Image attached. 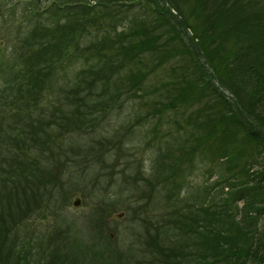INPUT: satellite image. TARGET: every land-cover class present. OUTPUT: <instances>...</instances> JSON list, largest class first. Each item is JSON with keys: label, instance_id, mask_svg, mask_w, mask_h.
<instances>
[{"label": "rangeland", "instance_id": "1", "mask_svg": "<svg viewBox=\"0 0 264 264\" xmlns=\"http://www.w3.org/2000/svg\"><path fill=\"white\" fill-rule=\"evenodd\" d=\"M52 1L0 0V101L17 102L25 95V102L38 104L35 114L31 108L24 109L18 117L5 120L11 125L6 133L15 136L13 149L19 140L23 144L22 159L0 151V193L11 206L0 212V229L7 231L8 245H15L14 258L26 250L20 264L26 259L27 264L38 263L42 251L48 264L58 257L60 264H219L207 257L214 243L208 239L207 228L223 229L226 213H237L232 200L224 201L229 188L223 178L226 174L238 178L239 167L228 168L219 153L233 152L232 147L213 142L204 148H184L180 125L185 120L179 121L176 111L152 113L157 107L154 101L165 99L181 70L180 56L194 55L177 53L176 47H168L170 54L154 50L147 57L150 65L146 64L154 71L139 88L137 84L124 87L128 75L116 85L113 81L102 85L101 92H110L91 99L78 126L63 129L67 122L72 124L66 114L75 103L83 109L77 99L92 87L100 89L97 83L87 86L79 79L85 57L96 56L88 45L96 38L108 44L107 35L114 37L113 30L107 34L100 28H109L114 18L126 14L110 0L103 1L105 7L97 3L92 10L96 13L87 17L82 10L52 8ZM234 1L244 25L255 26L252 13L258 14L255 7L259 5L264 8V0ZM261 15L264 25V12ZM70 22L71 45L60 55L67 57L52 63L49 71L36 73L45 62L41 56H53L62 43L47 32L59 27L56 34L68 36L64 25ZM116 24L120 32L127 22L119 18ZM187 33L192 35V29ZM257 37L263 45L264 37ZM203 41L218 44L219 53L230 56L240 46L229 34L218 40L203 37ZM103 53L111 56L108 49ZM159 57L166 62L162 67H156ZM88 61L89 66L95 62ZM50 108L56 110V118H40L39 112ZM167 117L178 124H166ZM254 154L250 146L242 156L255 160ZM1 173L8 176L2 178ZM212 207L220 212H208ZM6 253L0 256L1 263Z\"/></svg>", "mask_w": 264, "mask_h": 264}, {"label": "trees", "instance_id": "2", "mask_svg": "<svg viewBox=\"0 0 264 264\" xmlns=\"http://www.w3.org/2000/svg\"><path fill=\"white\" fill-rule=\"evenodd\" d=\"M92 1L94 4H91ZM103 1L53 0L50 7L67 12L82 10L83 13L87 12L84 13L87 17L90 13H96L92 10L97 3L105 7ZM110 2L120 6L124 11L123 14L126 15L113 17L114 21L110 23L109 28L103 26L100 28L107 34L110 33L109 30H113L112 34L116 38L110 39L107 35L110 40L108 44L96 38L88 45L87 48L96 52V56L85 57V68L81 69L79 78L83 79L87 86L92 83L99 84L100 89L95 91L92 87L82 95V98L77 99L83 109L78 107L76 102L69 113L70 117L65 113L66 118H72L70 120L72 124L67 122L63 129L67 130L74 124L78 126V123L85 119V113L90 107L89 103L92 104V100L100 96L104 97L110 92V90L101 92L102 85L112 81L116 85L122 81V78L127 79L125 76L128 75L129 83L123 80L124 87L137 84L139 88L141 81L146 79L149 72L154 71L146 67L147 57L155 53L154 50L158 49L159 53H162L164 49V53L170 54L171 50L168 47H176L177 53L181 50L180 54L187 51L194 55L180 56L183 63L180 66L181 70L171 81L172 86L167 89L168 94L163 95L165 99L160 97L154 101L157 107L152 106L154 108L152 113L176 111L178 120H185L184 125L179 124L185 134L184 148L190 150L204 148L213 142H220L221 145H225L224 147H232L233 152L219 153L226 158L228 168L239 167L238 178L229 174L223 178L229 188V192L224 194V201L229 203L232 200L231 203L234 204L237 213L235 215L226 213L223 229L207 228L208 239L214 242L212 246L210 245V253L207 257L219 264H264V222H262L264 218V44H259L257 37V35L264 37V25L261 23V13L264 12V8L260 5L255 7L258 14L252 13L251 17L255 18L257 23L254 24L255 26L246 27L242 21L244 17L241 15L242 11L237 8V2L231 3V0H110ZM240 7L243 9L241 5ZM200 16L198 21L196 17ZM119 18H123L127 24H122L120 32H117L116 21ZM213 19L218 23H210ZM203 20H205L204 28L201 27ZM72 25V22L64 25L68 36L63 33L60 36L56 34L59 27L47 32L50 38L56 36L62 43L57 45L58 49L54 50L53 56H41L45 62L42 67L37 68L36 73L40 74L44 69L49 71L52 63L67 57L60 55L71 45L68 44V39L74 32ZM221 28L225 30L218 32ZM190 29L193 34L188 36L187 31ZM225 34L235 37L240 44L231 56L226 55L225 52L219 53L218 44L213 46L203 41V37L210 39L216 37L218 40ZM97 41L101 42L95 44ZM107 49L111 56L103 53V50ZM256 54L259 56H255ZM88 59L95 61L93 65L89 66ZM164 64L166 62L160 58L156 67H162ZM104 80L108 82H103ZM2 92L3 90L0 91V96ZM24 96L17 102L0 101V151L14 158L16 155L20 159L22 155L19 151L23 144L19 140L13 149L11 144L15 136L6 133V127L11 125H6L5 120H10L11 116L18 117L20 111L24 109L31 108L33 114L38 111V104L31 105L30 102H25ZM8 100H11V97ZM39 115H42L40 118L43 119H55L56 110L50 108L44 114L39 112ZM159 118L158 122L161 121L162 116ZM169 118L165 119L166 124L177 123ZM234 145L238 146L240 151L234 149ZM250 146L253 147L254 157H258L255 159L256 162L247 161L242 156ZM5 175L1 173L2 178H5ZM238 203H241L240 207ZM8 208L10 209L11 206L0 193V212ZM208 212L220 211L212 207ZM9 215L12 216L11 213ZM8 238L7 231L0 229V256L3 257V252L8 251L0 264H20V256L25 258L27 251L23 250L14 258L15 245H8ZM45 256L42 251L39 259L37 258L38 263L31 261L30 264H48L43 259ZM59 258H55L50 264H60L57 263ZM28 262L26 259L23 264ZM178 264L182 263L178 262Z\"/></svg>", "mask_w": 264, "mask_h": 264}]
</instances>
